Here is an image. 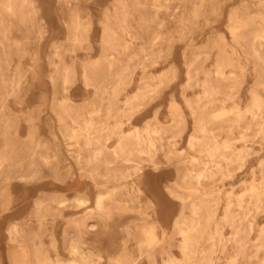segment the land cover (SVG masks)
I'll use <instances>...</instances> for the list:
<instances>
[{"label":"rangeland","instance_id":"rangeland-1","mask_svg":"<svg viewBox=\"0 0 264 264\" xmlns=\"http://www.w3.org/2000/svg\"><path fill=\"white\" fill-rule=\"evenodd\" d=\"M263 114L264 0H0V264H264Z\"/></svg>","mask_w":264,"mask_h":264},{"label":"bare ground","instance_id":"bare-ground-1","mask_svg":"<svg viewBox=\"0 0 264 264\" xmlns=\"http://www.w3.org/2000/svg\"><path fill=\"white\" fill-rule=\"evenodd\" d=\"M260 115V114H259ZM262 115V114H261ZM264 115V114H263ZM83 135V134H82ZM84 138V137H83ZM258 138V137H257ZM76 145V144H75ZM193 145V144H192ZM156 147V146H155ZM157 149V148H156ZM96 151H94L95 153ZM97 152H98V149H97ZM93 153V154H94ZM145 154V153H143ZM96 159H98V156L97 155H100V154H96ZM102 156V155H101ZM95 159V160H96ZM101 159V157H100ZM99 160V159H98ZM98 163V162H97ZM207 167V166H206ZM122 173V172H121ZM118 173H116L115 175H117ZM128 175V174H127ZM102 176V175H101ZM121 174L119 176H116L115 178L117 179H121ZM126 176V175H125ZM113 177V176H112ZM213 177V176H212ZM216 179V178H215ZM140 187V186H139ZM130 193V192H129ZM131 194V193H130ZM129 197V196H128ZM100 203V207L98 209V216L100 217H103L104 215H108L110 216L111 215V209H110V206L107 205V206H103V203ZM120 203H121V208L122 210H124V212L128 213V212H132L134 207L136 206V204L134 202H131L130 201V198H126V197H122L120 199ZM134 212V211H133ZM140 213V212H139ZM126 218L128 217H125L124 220L121 222V224H119L116 228V233L117 235L119 236V240H121L122 242L123 241H127V244L129 243L128 240L130 239H125L123 238L124 234L125 233H129L130 232V228L128 227V223L126 222ZM58 219V218H57ZM66 227V226H65ZM156 229V228H155ZM66 230V228H65ZM64 230V231H65ZM67 232L68 234L70 235V239H71V243L72 245L74 244V246L76 247V249L81 252L82 254L84 255H87L86 254V250L84 249L83 245L86 243L87 240L84 239V234L82 233L80 227L76 224V223H73L72 225H70L67 229ZM184 233L187 234L188 233V230H184ZM149 235L151 237H155V232L154 231H151L149 233ZM125 237V236H124ZM158 240V239H157ZM161 244V243H160ZM186 244V243H185ZM189 244V243H188ZM191 245V244H190ZM187 249V248H186ZM190 250V249H189ZM110 255L112 258H114V261H113V264H126L124 263V261L121 262V258L124 259L126 256L129 255V253L127 252L126 250V243L124 242L123 243V246L121 247L120 250H112L110 252ZM138 255V254H137ZM131 257V256H130ZM171 264V262H170Z\"/></svg>","mask_w":264,"mask_h":264}]
</instances>
